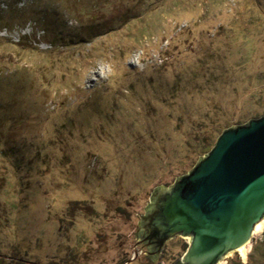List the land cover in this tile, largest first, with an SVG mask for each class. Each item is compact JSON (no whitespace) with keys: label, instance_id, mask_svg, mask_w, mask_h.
Masks as SVG:
<instances>
[{"label":"rangeland","instance_id":"374dc122","mask_svg":"<svg viewBox=\"0 0 264 264\" xmlns=\"http://www.w3.org/2000/svg\"><path fill=\"white\" fill-rule=\"evenodd\" d=\"M261 116L264 0H0V264H173L152 193Z\"/></svg>","mask_w":264,"mask_h":264},{"label":"water","instance_id":"95a60500","mask_svg":"<svg viewBox=\"0 0 264 264\" xmlns=\"http://www.w3.org/2000/svg\"><path fill=\"white\" fill-rule=\"evenodd\" d=\"M264 220V116L225 129L169 188L157 189L139 228L147 253L175 236L189 239L173 264H219L247 245Z\"/></svg>","mask_w":264,"mask_h":264},{"label":"bare ground","instance_id":"6f19581e","mask_svg":"<svg viewBox=\"0 0 264 264\" xmlns=\"http://www.w3.org/2000/svg\"><path fill=\"white\" fill-rule=\"evenodd\" d=\"M263 222L264 221H261V222H259V223H257L256 224V226H255V228H254V234H256L257 232H259L260 230H261V227H262V225H263ZM248 245V244H247ZM245 249V246H243V247H241L240 248V251H243Z\"/></svg>","mask_w":264,"mask_h":264},{"label":"trees","instance_id":"16d2710c","mask_svg":"<svg viewBox=\"0 0 264 264\" xmlns=\"http://www.w3.org/2000/svg\"><path fill=\"white\" fill-rule=\"evenodd\" d=\"M185 249H187V246H185Z\"/></svg>","mask_w":264,"mask_h":264}]
</instances>
